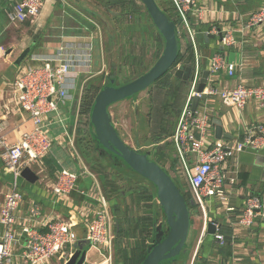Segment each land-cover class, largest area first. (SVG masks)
<instances>
[{
  "label": "crops",
  "instance_id": "obj_1",
  "mask_svg": "<svg viewBox=\"0 0 264 264\" xmlns=\"http://www.w3.org/2000/svg\"><path fill=\"white\" fill-rule=\"evenodd\" d=\"M15 1L0 0V13L7 21L5 26L0 24V122L5 126L9 143L16 142L24 131L32 127L29 114L15 109H11L12 112H9L4 107L5 104L9 107L14 106V101L9 100V90L19 67L42 65L43 59L57 56L60 51L66 54H76L79 58L87 56L92 45V34L86 33L88 30L82 27V23L78 22L74 14L78 10L89 14L88 5L81 4L84 3V0H79V2L76 0H43L38 16L21 22L25 25L24 27L20 23L14 24L13 30L7 13ZM263 3L264 0H197L198 7L201 8V5L205 4L207 7L204 8L203 13H189L188 19L191 27L195 28L197 33L198 50L200 53L202 50L201 54L206 55V62L204 65L202 64L201 71L208 70L207 80H213L214 84L228 86H233L239 81L248 85H264V24L239 32L240 25L245 24L248 16ZM66 6L70 7L72 11H67ZM218 25L220 29L236 28V43L233 46H222L219 38L209 33L211 27ZM93 31L95 37L97 35L95 28ZM186 44L191 46L189 42ZM186 44L185 42L181 43L182 52L185 50ZM113 45L112 43L110 47L113 48ZM26 48L30 50L25 57L24 65H15L16 58ZM218 49L220 50L218 53H221L229 61L233 60L228 58V49L235 51L234 61L238 64L235 76L228 77L223 72L213 74L210 71L208 58ZM188 54H191L192 60L193 54ZM34 57L39 59H34ZM52 64L55 65L56 62H52ZM7 65H14L12 77L6 73L5 66ZM89 69L90 67H78L69 74L68 82L71 83V87L66 90L65 100L57 101L58 109L49 114L51 122L49 135L52 137V146L49 153L33 166L32 170L38 179L34 183H28L24 179L19 181V191L23 195L17 213L16 229L19 232H21L22 222H26L29 216L28 211L32 205L39 207L40 215L29 216L28 224L41 231L45 230L44 224L49 220L68 219L71 216L75 223L74 227L77 226L75 231H78L80 236V226L85 223V218H88V215L89 219L92 218L91 212L98 204L101 190L99 183L95 180V174L93 176L88 171L80 149L76 145L80 99L85 83L91 78L88 75L90 74ZM187 83L184 92L187 91ZM184 96L185 94H183ZM205 99L208 101L207 108L210 111L212 122L214 119L219 120L223 133L231 136L230 138L217 139L213 127L215 140H222L230 145L242 140L246 131H254L257 126L264 124V111L258 109L254 100H249L243 108L239 109L231 104L223 103L217 97H205L203 100ZM124 100H131V103H134L136 99ZM182 102L183 99L180 105ZM135 112L139 113V110L136 109ZM109 113L113 115L110 110ZM117 114V110H114V115L117 116ZM178 117L174 119L172 134L167 138V140H171L172 149L162 151V154H159L160 159L156 157L158 163L172 178L176 176V169L180 168L183 170L182 176L185 177L183 163L172 140ZM138 118L142 119L140 115ZM112 122L115 123L114 120ZM140 148H148V146ZM257 149V153L243 151L233 158H228L224 169L230 172L236 171V182L231 184L227 180L216 195L204 199L205 214L197 205L198 218L196 220L198 223H195L190 245L192 246L191 256L195 254L198 264H264V216H257L250 227L239 223L245 201L249 196L258 197L264 211V144L258 146ZM171 155L174 156V160L169 158ZM175 158L180 162L181 167L176 165ZM186 159L190 166L196 162L193 154L186 155ZM62 168L78 174L76 191L69 199H60L51 191ZM185 179L183 180L185 181ZM185 183L188 185L187 179ZM10 184L11 176L4 171L3 161L0 157V206L5 193L9 191ZM78 194L87 197V199L79 200ZM209 223L214 226L215 233L223 237L222 242L215 238V233H208ZM204 227L205 233L202 234ZM2 230L3 227L0 224V236ZM19 232L16 236V246L13 248L15 252H18L23 242ZM96 252V248L89 247L86 251L85 261L88 259L91 262L89 264L97 263L92 259L89 260V257H92V254H96ZM16 261L19 260L16 259ZM101 263L102 261L97 264ZM50 264H58V260L52 259Z\"/></svg>",
  "mask_w": 264,
  "mask_h": 264
},
{
  "label": "built area",
  "instance_id": "obj_2",
  "mask_svg": "<svg viewBox=\"0 0 264 264\" xmlns=\"http://www.w3.org/2000/svg\"><path fill=\"white\" fill-rule=\"evenodd\" d=\"M168 1L177 18L176 28L180 45L182 42L191 43L193 54L190 61V75L186 80L188 81L187 91L180 107L172 140L183 163L193 202L205 214L204 199L216 195L227 180L231 184L236 182V171L230 172L224 169L227 159L235 157L246 147L257 149L258 146L263 145L264 124L257 126L254 131H246L242 140L230 145L222 140H215L210 111L207 108L208 101L200 97L202 94L205 97H217L223 103L231 104L239 109L243 108L249 100H254L258 109L264 111V85H248L239 81L233 86H228L214 84L213 80L206 79L202 92H198L203 56L198 50L195 39L197 33L189 23L188 14L203 13L205 9L198 7L197 0ZM42 5L43 0H16L8 11L7 18L10 23L14 24L34 19L40 13ZM263 24L264 3L248 16L245 24L240 25L239 32ZM209 33L218 35L222 46H233L236 43V28L211 27ZM34 59L39 58L34 57ZM43 61L42 65L19 67L21 72L18 73L9 90V100L14 101V106L9 107L7 104L4 106L9 112L15 109L29 114L32 127L24 131L16 142L9 143L5 126L0 122V157L4 171L11 176L9 191L5 193L0 206V224L3 227L0 236V264L11 263L13 248L17 243L16 236L19 232L16 229L17 213L23 200V195L19 191L21 171L24 167L31 168L49 153L52 146V137L49 135L51 124L49 114L58 109L57 101L65 100L66 90L71 87V83L68 82L69 74L78 67H90V52L87 56L79 58L76 54H66L60 51L57 56L43 59ZM52 62L56 64L53 65ZM208 62L213 74L223 72L228 77L236 74L238 64L227 60L221 53H213L209 56ZM182 65L185 64L178 63L174 67L175 71L182 68ZM194 96L199 97V102L195 110H192ZM188 154L195 156L196 162L192 166L187 162L186 155ZM77 180L76 172L62 168L51 191L60 199H69L71 192L77 187ZM262 207V202L258 197L249 196L245 201L239 223L250 227L257 216H264ZM28 214L31 217L40 215L39 207L32 205ZM29 216L27 220L25 219L26 222H22L21 232H19L23 242L18 252L14 254L19 260L17 264H50L54 257L58 260V264H62L74 252V245L77 241L72 217L49 220L44 224L45 230L41 231L28 224ZM91 216V219L89 215L85 218L87 227L85 240L103 257L105 252L100 250V246L104 247L105 251H109L106 248L111 247L113 219L107 200L101 192L98 204L91 212ZM203 233H205V227L202 229ZM215 238L223 241V237L219 234L215 233ZM192 256L188 264H198L195 254ZM108 262L109 260H104L101 264ZM83 264H87L86 261Z\"/></svg>",
  "mask_w": 264,
  "mask_h": 264
},
{
  "label": "trees",
  "instance_id": "obj_3",
  "mask_svg": "<svg viewBox=\"0 0 264 264\" xmlns=\"http://www.w3.org/2000/svg\"><path fill=\"white\" fill-rule=\"evenodd\" d=\"M76 1L79 2V0ZM95 1L97 6L102 7L107 11L108 19L113 20L114 22H120V19L123 18V20L125 19L128 22H131L133 29L130 32V36H136L137 34L139 37L141 30L144 31L146 29V31L148 32L147 34L150 35L148 39L156 42L154 43V45H157L158 48L156 50L155 46L154 52L157 53L154 59L150 62H147L145 60V55L143 53L134 56L133 53L129 51L128 55L124 56V58L122 57V61L120 64L121 67H131V69L129 68L131 79L127 81L129 82L139 75L145 73L149 69L150 64L152 65L158 59L164 46V40L154 26L151 18L145 10V7L139 0ZM155 1L159 8L164 11V13H166V15L170 17V19L177 23V18L176 16H174L175 14L173 13V9L170 7L169 2L167 0H163V2H160L159 0ZM81 4H85V1ZM115 10H120V14H112V12ZM122 10H125L126 12H122ZM89 15L93 17L92 19L94 21L99 18V14L97 13H89ZM141 21L143 24L140 23ZM105 27L107 29V26ZM217 27L219 28V25ZM112 43L114 44V35L113 37L110 36L109 39L106 40L107 51H109V49H112L110 48V45ZM217 52H220V50L218 49ZM188 53H192V48L190 45H187L183 52L180 48L177 59L174 62L173 66L147 88L148 90L154 88L156 90V97L160 98L159 103L162 107V114H160V117H158L157 121L154 120L156 122L157 129H151V122L153 121L152 119L154 115V96L149 95V109L144 114V121L142 122V132L144 133L141 132V134L138 135L133 131V138L135 140L134 143L136 144L137 149L143 146H148V148L151 147L152 151L150 153H152L155 157H159V159V154H162V151L172 149L171 140H167V138L171 136L173 131L172 127L174 125V119L177 118L180 113V103L184 98V93H182V91L186 88L187 83V81L171 74V70L178 63L183 62ZM120 54L121 52L118 54L119 57ZM202 56V64L204 65V63L206 62V55L202 54ZM120 65L119 67L115 68L116 70H113V72H111V75L108 76H113L114 78H116V80H118ZM108 76H105L103 77L104 79H101V81L103 80L102 84L96 85L94 83H89L84 87L82 91L78 111L79 119L76 133V145L79 149L80 146H84V148L80 150L82 159L85 160L84 162H86L88 171L95 174L94 177L95 180H97V182L99 183L101 193L106 197V199H109L111 202V216L112 219H114V226L112 227V247H114V263L141 264L147 255L148 248L152 245V243L155 242L154 237L158 220L160 221L162 219L161 217H163L164 220V216L160 209L159 203L157 202L156 189L154 185L144 177L132 171L119 158L103 149L94 137L93 128L89 123L90 111L92 109L96 94L105 83ZM116 83L118 85V81H116ZM136 95L133 96V98H135ZM156 112H158V108L156 109ZM161 142L163 143L160 144ZM150 159L156 162L154 159ZM156 163L159 164L158 162ZM107 168H110L112 172H110ZM121 171H129L130 173L134 174V177H123V180L127 182V189L123 188L122 186H118L117 184L116 177L120 176L119 172ZM113 172L115 173V175L113 174ZM172 179L187 202L191 214V225L193 223L192 217L194 216L195 218H198V207L193 202L190 191H182L181 187L174 180V178ZM141 180H145L146 182H148V185L142 184ZM75 191L76 189L71 192L70 198L71 196H73ZM112 194H114V196L110 197V195ZM78 196L79 200H84L85 198L87 199V197L80 194H78ZM122 199L129 200L131 202V208L127 206L121 207V203L124 204ZM142 200L150 201L149 204H152V206L150 205L149 207V212L145 215H143L141 211L139 213L138 210V204ZM152 200H154V204L156 207L154 209L153 203L151 202ZM133 205L137 208L136 212L132 211ZM74 208L76 209V207ZM145 208H148V206H146ZM76 227H74V231ZM80 230V236L79 232L75 231L77 235V241L74 245V250L78 247V242L82 243L81 245L83 246L84 250H88L90 245L85 240V235L87 233V227L85 223L80 226ZM184 251L185 250H183L181 254ZM178 260L179 255L170 260L164 261L162 264H172L173 262Z\"/></svg>",
  "mask_w": 264,
  "mask_h": 264
},
{
  "label": "water",
  "instance_id": "obj_4",
  "mask_svg": "<svg viewBox=\"0 0 264 264\" xmlns=\"http://www.w3.org/2000/svg\"><path fill=\"white\" fill-rule=\"evenodd\" d=\"M145 7L157 31L164 40V46L158 59L143 74L122 85H117L116 78L108 76L94 98L90 111L89 123L93 128V134L98 144L115 157L124 162L132 171L144 177L152 183L156 189L157 202L167 225L166 231L159 222L156 226L155 242L148 248L147 255L141 264H162L170 260L185 249L187 237L190 230L191 214L187 202L181 191L173 181L172 177L156 162L149 158V151L142 152L130 147L122 138L112 122L109 108L112 104L124 99L133 98L139 92L147 89L165 72H167L177 59L180 49V41L177 33L176 23L170 19L157 5L155 0H139ZM26 48L15 60V65H20L29 53ZM191 54L183 61V67L176 70L174 75L183 80H188L191 67ZM208 70H204L198 84L197 91L202 92ZM201 99L205 98L202 94ZM199 101L198 96L192 100V110H195ZM214 133L217 139L230 138L223 133L219 120L214 119ZM243 151L257 153L258 149L244 148ZM239 152V153H241ZM258 156V155H256ZM21 178L28 183H34L38 177L30 167H24ZM209 234L215 233L212 223L207 226ZM81 242L72 255L62 264H83L86 251Z\"/></svg>",
  "mask_w": 264,
  "mask_h": 264
},
{
  "label": "rangeland",
  "instance_id": "obj_5",
  "mask_svg": "<svg viewBox=\"0 0 264 264\" xmlns=\"http://www.w3.org/2000/svg\"><path fill=\"white\" fill-rule=\"evenodd\" d=\"M85 3L88 5V12L89 13H98L99 14V18H97V20H93L92 16H90L88 13H86L85 11L82 10H78L75 11L74 14L76 15L78 22L82 23V27L86 28L88 31L86 33H91L92 34V41H91V50H90V69H89V73L88 74L91 78L90 80H88L84 87L89 84V83H94V84H102L103 80L101 81V79L105 76L111 75V72H113V70H116V67H119V65L121 64V59L122 57L124 58V56L128 55L129 51H131L133 53L134 56L136 55H140L141 53H143L145 55V60L147 62H150L154 59V57L156 56L157 52H154V47L156 46V50H157V45H154L153 40H149L148 37L150 35H148L146 29L143 31L141 30V33L138 37V35L136 34V36H130V32L133 29V26L131 24V22H128L127 20H123L120 19V22H114L113 20H110L107 18V11L105 9H103L102 7H99L96 5V1L95 0H84ZM160 2H163V0H159ZM168 1V0H167ZM169 2V1H168ZM170 4V2H169ZM202 8L207 7V5H201ZM171 7V4H170ZM172 8V7H171ZM67 11H72V9L68 6H66ZM122 12H126L125 10H122ZM121 12V13H122ZM174 13V12H173ZM112 14L114 15H119L120 14V10H115L112 12ZM175 16V15H174ZM142 23V21L140 22ZM0 24L2 26H5L7 24V21L4 17V15L2 13H0ZM12 24V29L14 30V23H10ZM97 24V26H96ZM143 24V23H142ZM20 25L22 27H24L25 25L20 23ZM107 26V29L106 27ZM119 27V28H118ZM218 28L217 26H213ZM93 28H95V32H97V35L94 37V31ZM18 29V28H17ZM219 29V28H218ZM113 37L114 35V45L113 48L109 51H107V45H106V40L109 39L110 36ZM216 35V34H214ZM218 38L219 36L216 35ZM195 39H197L195 37ZM220 41V39H219ZM191 44V43H190ZM192 45V44H191ZM111 48V47H110ZM126 48V49H125ZM155 50V51H156ZM145 51V52H143ZM121 52L120 57L118 56V54ZM228 55H229V59L230 60H235V51L233 49H228ZM127 58V57H125ZM26 60L24 59L21 62V65H24L23 63ZM20 65V66H21ZM127 65V64H125ZM153 65V64H152ZM150 64V67L152 66ZM6 69V73L9 76H13L14 75V65H7L5 66ZM149 67V68H150ZM16 68V66H15ZM131 67H121L119 68V74H118V85L120 84H124L125 82H127L129 79H131V73H130V69ZM20 70L17 71L15 74L18 75V73L20 74ZM175 73V69L173 68L171 70V74L174 75ZM16 75V76H17ZM104 79V78H103ZM84 89V88H83ZM186 88L182 91V93L185 94ZM156 90L153 89H145L141 92H139L136 97H135V102L131 103V100H121V102H117L115 105H111L109 110L112 111V114L114 115V110H117V116L111 115L112 120H114V124L117 127V130L119 131L120 135L122 136V138L124 139V141L132 148L137 149L136 144L134 143V138H133V131L136 132L138 135L141 134L142 132V127H143V121H144V114L147 112V110L149 109V99L148 96L149 95H153V121L151 122V129L155 130L156 126V122L154 120L157 121L158 117H160V114H162V107L160 106L159 103V99L158 97H156L155 95ZM158 108V112H156V109ZM136 109L139 110V115L141 119L138 118V113L135 112ZM142 114V115H141ZM157 115V116H155ZM144 133V132H142ZM84 146H80V150L83 149ZM140 151L145 152L148 151L151 152L152 148H138ZM154 151V149H153ZM149 158H152L154 160H157V158L155 156H153L152 153L149 154ZM171 160H174V156L171 155L169 157ZM233 158V157H230ZM176 159V158H175ZM85 161V160H84ZM86 165V162H85ZM175 165V163H174ZM176 165L181 167L180 162L176 159ZM33 169V166L31 167ZM110 172H112V170L110 168H107ZM115 171V170H114ZM116 172V171H115ZM93 175V173H91ZM113 174L115 175V173L113 172ZM118 177H116L117 179V184L118 186H122L123 188L127 189L128 185L127 182L123 180V177L128 176V177H134L133 173H130L129 171H121L119 172ZM175 181L179 184V186L181 187L182 191H190V188H188L189 185H187V183H185L186 179L183 175V170L180 169H176V173H175ZM94 176V175H93ZM86 177V176H85ZM182 182H180L179 178ZM22 179V178H21ZM185 179V181L183 180ZM142 184L144 185H148V182H146L145 180H141ZM114 194L110 195V197H113ZM106 198V197H105ZM107 203H108V207H109V211L111 213L112 211V207H111V202L109 199H106ZM112 201V200H111ZM122 201L124 202V204L121 203V207L127 206L131 208V202L129 200L126 199H122ZM113 202V201H112ZM150 201H145L142 200L139 202L138 204V210L139 213L141 211V213L143 215L147 214L149 212V207L150 205L152 206V204H149ZM153 203V209L156 208L155 204H154V200L151 201ZM146 206H148V208H145ZM132 211L136 212L137 208L136 206H132ZM162 219L159 222H162V225L164 227V230L166 231L167 229V225L165 223V221L163 220V217H161ZM193 223L190 225V230H189V234L187 237V242H186V247H185V251L180 255H179V260L173 262L172 264H188L193 256H191V252H192V246L190 245V241H191V235L193 232V229H195V223H198L196 218L193 216ZM163 220V221H162ZM113 226H114V219H113ZM113 245L111 244L110 248H106L109 251H105V248L100 246V250L102 252H105L104 256L102 257V255L100 256L98 251L96 252V254H92V257H89V260H93L95 262H103L104 260H109L108 263H104V264H115L114 263V247H112ZM189 247V248H187ZM16 254L15 250H13V256L11 258V264H17L16 261V256L14 255ZM53 260L56 259V257L52 258ZM68 259V258H67ZM66 259V260H67ZM65 260V261H66ZM197 261V260H196ZM64 262V261H63ZM86 263L89 264L91 263L90 261H88V259H86ZM95 263V264H97Z\"/></svg>",
  "mask_w": 264,
  "mask_h": 264
},
{
  "label": "clouds",
  "instance_id": "obj_6",
  "mask_svg": "<svg viewBox=\"0 0 264 264\" xmlns=\"http://www.w3.org/2000/svg\"><path fill=\"white\" fill-rule=\"evenodd\" d=\"M71 255H72V254H71ZM64 262H65V261H64ZM64 262H63V263H64Z\"/></svg>",
  "mask_w": 264,
  "mask_h": 264
}]
</instances>
